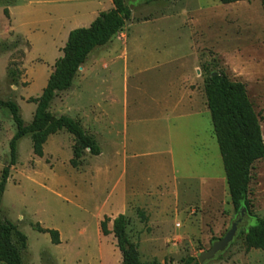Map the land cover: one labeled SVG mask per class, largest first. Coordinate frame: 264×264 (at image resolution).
<instances>
[{
	"label": "rangeland",
	"instance_id": "rangeland-1",
	"mask_svg": "<svg viewBox=\"0 0 264 264\" xmlns=\"http://www.w3.org/2000/svg\"><path fill=\"white\" fill-rule=\"evenodd\" d=\"M125 3L131 17L122 30L90 53L49 107L76 120L100 154L86 150L72 167L74 138L64 130L48 137L42 158L29 136L17 145L1 219L27 238L22 264H121L113 234L100 231L104 217L118 214L142 262L183 264L239 217L203 86L210 72L243 83L264 143V0ZM112 8L113 0H0V100L15 103L25 125L36 108L29 99L41 95L66 32ZM14 133L10 111L0 107V174ZM249 199L264 219V158L252 167ZM36 225L58 231L60 243ZM246 226L244 213L233 244L204 264H264V251H246L237 238Z\"/></svg>",
	"mask_w": 264,
	"mask_h": 264
},
{
	"label": "trees",
	"instance_id": "trees-1",
	"mask_svg": "<svg viewBox=\"0 0 264 264\" xmlns=\"http://www.w3.org/2000/svg\"><path fill=\"white\" fill-rule=\"evenodd\" d=\"M157 1L167 0H139L143 4ZM219 1L222 4H231L248 0ZM4 13L7 14V11ZM130 17L131 9L125 0H113V8L99 13L88 27L76 28L68 33L66 43L61 49L62 56L55 61L41 95L29 99V102L36 105L29 124H24L15 103L0 100V107L10 111L15 126V133L9 141V162L0 174V264H22L21 252L27 247V238L17 226L1 219L2 197L10 168L17 162L19 141L29 136L32 153L42 158L43 146L48 137L64 130L74 138L72 158L69 161L72 167L80 165L81 157L86 150L93 156L100 154L95 139L86 134L76 120L66 115L55 116L49 111V107L57 93L72 87L78 69L85 63L90 53L109 43ZM203 90L233 210L239 217L244 211L247 218V226L240 231L237 238L243 240L246 251L251 249L264 251V219L252 212L249 199L252 167L255 162L264 158V143L258 114L247 96L245 85L231 81L223 72H210L204 81ZM138 215L144 223L147 222V217L142 211H139ZM252 221L255 223L249 225ZM109 222L112 223L111 230L107 227ZM127 225L128 221L124 214H118L112 220L104 217L100 223L102 235L113 234L116 239L122 255L121 264H159L156 260L142 262L139 259L137 245L130 242L127 237ZM35 230L48 234L52 244L60 243L58 231L43 229L39 225L35 226ZM14 239L19 242L20 248L15 245ZM183 264L199 263L196 258H188Z\"/></svg>",
	"mask_w": 264,
	"mask_h": 264
},
{
	"label": "water",
	"instance_id": "water-1",
	"mask_svg": "<svg viewBox=\"0 0 264 264\" xmlns=\"http://www.w3.org/2000/svg\"><path fill=\"white\" fill-rule=\"evenodd\" d=\"M242 217H244V211H242L240 217H237L232 221L230 228L222 238L214 241L208 250L201 252L197 256L199 264H204L218 258L230 247L237 236Z\"/></svg>",
	"mask_w": 264,
	"mask_h": 264
},
{
	"label": "crops",
	"instance_id": "crops-1",
	"mask_svg": "<svg viewBox=\"0 0 264 264\" xmlns=\"http://www.w3.org/2000/svg\"><path fill=\"white\" fill-rule=\"evenodd\" d=\"M9 13H10V11H9ZM67 36H68V34H67V32H66V35H65V38H64V42L66 43V40H67ZM65 45V44H64ZM64 47V46H63Z\"/></svg>",
	"mask_w": 264,
	"mask_h": 264
}]
</instances>
